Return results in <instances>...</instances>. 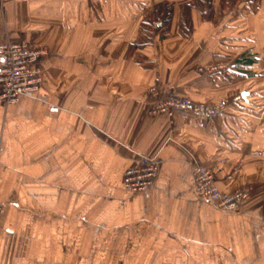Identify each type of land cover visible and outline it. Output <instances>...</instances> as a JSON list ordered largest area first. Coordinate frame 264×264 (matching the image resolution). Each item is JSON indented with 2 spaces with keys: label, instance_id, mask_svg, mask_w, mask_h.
<instances>
[{
  "label": "crops",
  "instance_id": "obj_1",
  "mask_svg": "<svg viewBox=\"0 0 264 264\" xmlns=\"http://www.w3.org/2000/svg\"><path fill=\"white\" fill-rule=\"evenodd\" d=\"M243 4L218 24L219 0H0V42L49 49L41 88L0 101V264H264V0ZM153 86L228 107L171 122ZM141 155L161 170L133 193ZM197 164L239 210L196 193Z\"/></svg>",
  "mask_w": 264,
  "mask_h": 264
},
{
  "label": "built area",
  "instance_id": "obj_2",
  "mask_svg": "<svg viewBox=\"0 0 264 264\" xmlns=\"http://www.w3.org/2000/svg\"><path fill=\"white\" fill-rule=\"evenodd\" d=\"M48 54L49 49L43 44H31L25 40L0 42V101L11 104L21 96L37 92L44 81L40 64ZM213 70L215 68L211 71ZM150 93L153 97L151 113L166 114L171 122L177 111H186L201 120H209L228 107L227 100L195 103L189 98L174 94L165 96L158 86H153ZM51 110L57 111L59 107L52 106ZM160 170L161 164L157 157L141 155L125 171L123 183L133 193L145 191L156 182ZM193 185L201 198L213 202L223 210H239L242 200L248 195V190H236L234 193L220 190L214 170L204 164L194 167Z\"/></svg>",
  "mask_w": 264,
  "mask_h": 264
},
{
  "label": "rangeland",
  "instance_id": "obj_3",
  "mask_svg": "<svg viewBox=\"0 0 264 264\" xmlns=\"http://www.w3.org/2000/svg\"><path fill=\"white\" fill-rule=\"evenodd\" d=\"M201 1V0H200ZM203 1H208V0H203ZM224 1L226 2V3H224ZM254 1L255 0H240V2H241V9L239 8V7H236L235 8V6L236 5H238V4H236V5H234V3L235 2H231V4L230 3H228V1L227 0H219V2L221 3V4H223V8H221V9H218V10H216L215 12H216V14H217V18H218V24H224L225 23V18L224 19H222L221 20V17H223V15H224V13H228L227 15L229 16V15H231V14H233V16H235V13L236 14H241V13H244L245 11H244V9H243V3H247V4H249V5H251V3H254ZM223 2V3H222ZM252 6V5H251ZM210 10H208L207 12H209ZM240 12V13H239ZM227 16V17H228ZM226 17V18H227ZM221 22H220V21ZM220 22V23H219ZM156 23H160V20H158V19H156V20H154L153 21V25H155V26H158V24H156ZM218 27V26H217ZM206 67H209V66H200L199 68H200V70L201 71H206V72H210V71H208V68H206ZM217 69V68H216ZM184 97H186V98H189V97H187V96H184ZM190 99V98H189ZM196 103V102H195ZM207 166V165H206Z\"/></svg>",
  "mask_w": 264,
  "mask_h": 264
},
{
  "label": "trees",
  "instance_id": "obj_4",
  "mask_svg": "<svg viewBox=\"0 0 264 264\" xmlns=\"http://www.w3.org/2000/svg\"><path fill=\"white\" fill-rule=\"evenodd\" d=\"M228 3L231 4V2H235L234 5L238 4L240 2V0H227ZM202 3L206 2V1H203L201 0ZM224 3H226L224 1ZM191 4H194V3H191ZM189 4L187 6H185L182 10L183 12V16L181 17V24H180V32L184 35H190L191 34V31H192V23H191V18H190V11H191V7L192 5ZM201 13H202V17L203 19H207L209 18V14L208 12L205 10V7L203 10H201ZM243 61H247L248 63H251L254 61V58H252L250 55L248 56H245L243 58Z\"/></svg>",
  "mask_w": 264,
  "mask_h": 264
}]
</instances>
